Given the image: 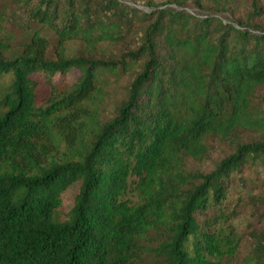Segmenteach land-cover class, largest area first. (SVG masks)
<instances>
[{
    "label": "trees",
    "instance_id": "trees-1",
    "mask_svg": "<svg viewBox=\"0 0 264 264\" xmlns=\"http://www.w3.org/2000/svg\"><path fill=\"white\" fill-rule=\"evenodd\" d=\"M14 3L20 12L0 0V264H132L144 254L228 264L240 243L218 228L222 207L264 162V25L178 0L150 11L126 0ZM75 40L110 51L67 55ZM72 68L75 83L53 82ZM126 75L102 117L111 83ZM240 130L263 135L236 140ZM215 140L233 142L231 152L210 171L191 168ZM260 246L249 264H264Z\"/></svg>",
    "mask_w": 264,
    "mask_h": 264
},
{
    "label": "rangeland",
    "instance_id": "rangeland-1",
    "mask_svg": "<svg viewBox=\"0 0 264 264\" xmlns=\"http://www.w3.org/2000/svg\"><path fill=\"white\" fill-rule=\"evenodd\" d=\"M131 4L137 5L140 8L151 10L154 6L165 5L172 0H126ZM183 2L185 7L196 13H215L227 19H237L239 17L246 18L251 16L254 21L264 25V0H259L261 6L260 15L252 14L253 5L251 0H178ZM9 8H17L18 5L14 0H7ZM174 6H178L175 5ZM21 7V6H20ZM18 12V14H19ZM22 14V13H20ZM95 53L102 55L108 53L110 48L108 44H103L97 47L87 49L79 40L70 41L67 44L66 54L76 55L83 52ZM81 76V71L78 68H72L67 74L57 73L53 76V82L61 85H72ZM11 74L1 76V92H6L11 82ZM129 81V76L126 75L119 82H112L105 101L102 105V117H109L115 110L118 102L125 93V84ZM48 87V86H47ZM258 98H261V103L264 104V88L261 90ZM263 132L240 130L236 133L235 139L242 141H251L262 137ZM235 140V141H236ZM233 142H223L215 140L211 145L209 154L201 161H191L190 167L202 171L212 170L217 162L225 155L229 154L233 148ZM245 179H236L229 188V201L223 205L221 213L222 217L218 228L225 234H230L233 239L240 243L239 250L236 255L228 259V264H249L252 256H257L262 250L259 248L260 239H264V162L258 160L255 165L249 166L244 173ZM77 189L75 187L69 189L63 195V205L60 209V216L66 217L67 211L72 207ZM130 198H135L131 193L127 195ZM232 231V232H231ZM154 234H152V238ZM156 241L145 240L147 245L146 253L152 254L154 243ZM150 245V246H149ZM259 249V250H258ZM143 263L136 262L132 264H153L152 255L146 256Z\"/></svg>",
    "mask_w": 264,
    "mask_h": 264
}]
</instances>
